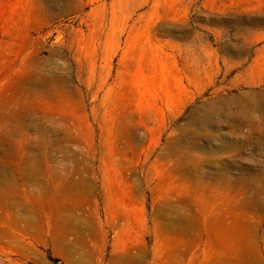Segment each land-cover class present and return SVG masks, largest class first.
I'll return each instance as SVG.
<instances>
[{
  "label": "rangeland",
  "instance_id": "1",
  "mask_svg": "<svg viewBox=\"0 0 264 264\" xmlns=\"http://www.w3.org/2000/svg\"><path fill=\"white\" fill-rule=\"evenodd\" d=\"M0 264H264V0H0Z\"/></svg>",
  "mask_w": 264,
  "mask_h": 264
},
{
  "label": "water",
  "instance_id": "2",
  "mask_svg": "<svg viewBox=\"0 0 264 264\" xmlns=\"http://www.w3.org/2000/svg\"><path fill=\"white\" fill-rule=\"evenodd\" d=\"M60 36H61V34L57 35L56 38H55V40H56L58 37H60Z\"/></svg>",
  "mask_w": 264,
  "mask_h": 264
}]
</instances>
